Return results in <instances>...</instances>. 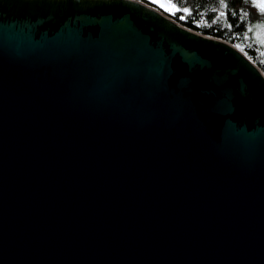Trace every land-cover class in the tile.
<instances>
[{"label": "water", "instance_id": "water-1", "mask_svg": "<svg viewBox=\"0 0 264 264\" xmlns=\"http://www.w3.org/2000/svg\"><path fill=\"white\" fill-rule=\"evenodd\" d=\"M0 264H264V68L145 0H0Z\"/></svg>", "mask_w": 264, "mask_h": 264}, {"label": "trees", "instance_id": "trees-1", "mask_svg": "<svg viewBox=\"0 0 264 264\" xmlns=\"http://www.w3.org/2000/svg\"><path fill=\"white\" fill-rule=\"evenodd\" d=\"M170 1L176 8L169 13L173 17L203 33L241 45L264 68L260 56L262 44L255 35L256 29L264 26V12L256 6L255 0Z\"/></svg>", "mask_w": 264, "mask_h": 264}, {"label": "rangeland", "instance_id": "rangeland-1", "mask_svg": "<svg viewBox=\"0 0 264 264\" xmlns=\"http://www.w3.org/2000/svg\"><path fill=\"white\" fill-rule=\"evenodd\" d=\"M150 3L158 6L160 9L165 11L166 13H173L175 11V5L170 0H149ZM147 1V2H149ZM256 3H259L260 0H255ZM256 37L259 38V42L262 44V48L260 56L262 57V60H264V26L258 27L255 31ZM241 48H243L241 45L237 44ZM244 49V48H243Z\"/></svg>", "mask_w": 264, "mask_h": 264}, {"label": "snow or ice", "instance_id": "snow-or-ice-1", "mask_svg": "<svg viewBox=\"0 0 264 264\" xmlns=\"http://www.w3.org/2000/svg\"><path fill=\"white\" fill-rule=\"evenodd\" d=\"M256 6L260 8L262 12H264V0H260V2L256 4ZM185 11H187V9H185ZM221 15H223V13ZM181 19H183V17H181Z\"/></svg>", "mask_w": 264, "mask_h": 264}]
</instances>
